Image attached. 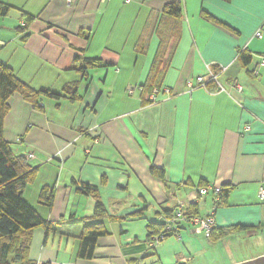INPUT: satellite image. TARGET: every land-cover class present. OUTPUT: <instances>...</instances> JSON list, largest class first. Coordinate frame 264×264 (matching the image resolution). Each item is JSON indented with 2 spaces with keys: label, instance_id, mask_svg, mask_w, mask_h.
I'll use <instances>...</instances> for the list:
<instances>
[{
  "label": "crops",
  "instance_id": "1",
  "mask_svg": "<svg viewBox=\"0 0 264 264\" xmlns=\"http://www.w3.org/2000/svg\"><path fill=\"white\" fill-rule=\"evenodd\" d=\"M0 1L13 7L2 18L20 17L7 34L0 31V62L34 90L60 94L79 82L77 55L109 65L79 83V101L42 97V111L19 95L10 101L4 137L14 155L34 154L26 161L37 169L24 199L55 225L49 233L34 230L32 264H239L256 258L231 260L238 243L264 232V69L255 72L264 55V0H244L243 6L239 0ZM170 3L183 5L179 27L162 19ZM24 14L35 20L21 32L16 28L25 25ZM160 46L156 83L149 76ZM240 52L252 55L250 66L240 64ZM213 67L219 85L190 89ZM151 167L164 170V179ZM83 185L97 187L98 197L84 194ZM206 185L231 187L217 208L216 230L243 229L213 242L186 224L181 237L150 250L147 224L159 213L182 205L197 207L200 217L213 211L212 197H198ZM46 187L55 191L51 208L40 203ZM97 201L105 210L100 220L94 218ZM72 220L103 224L107 235L93 259L78 258L84 224Z\"/></svg>",
  "mask_w": 264,
  "mask_h": 264
},
{
  "label": "trees",
  "instance_id": "2",
  "mask_svg": "<svg viewBox=\"0 0 264 264\" xmlns=\"http://www.w3.org/2000/svg\"><path fill=\"white\" fill-rule=\"evenodd\" d=\"M229 3L230 0H221ZM13 7L0 1V17H7ZM206 20L226 27L230 32L235 33L233 29L224 25L219 20L213 18L207 13L202 14ZM184 16V8L182 4H167L162 13V19H170L178 27L181 25ZM25 25L16 28L18 31L25 32L29 25L35 20L29 14L23 15ZM176 27V26H175ZM81 53V52H80ZM163 51L160 49L156 53L153 64L150 69V81L158 83L153 74L158 78L159 63H161ZM238 61L243 67L252 64L253 57L247 52H240ZM109 67L101 59L88 58L82 54L77 55L74 60V71L79 73L80 81L66 85L62 93H53L48 89L34 90L28 84L18 79L10 67L0 62V264H32L29 260V252L32 241V234L37 228H44L47 233L55 229L54 224L45 222L38 213L25 201L24 191L27 186L34 182L37 169H33L26 159L21 156L14 155L9 142L4 137V122L10 111L11 99L19 95L28 102L34 110L42 111L40 99L47 97L55 100L69 99L70 101H79L81 99L79 93L80 82L89 79V72L94 69ZM214 72L217 71L213 67ZM213 85V84H212ZM210 86V85H209ZM152 175L159 179H164V170L151 167ZM220 205L226 203L231 187H221ZM81 191L86 195L98 197L97 187L83 185ZM55 191L50 188H43L40 193V203L46 207H52L54 203ZM174 211H164L163 214L171 216ZM141 214V212L139 213ZM197 207L186 209L188 217L198 216ZM138 215V214H135ZM159 215V214H158ZM105 216L103 205L97 201L94 218L100 220ZM117 222L125 221L126 218L114 219ZM81 222L84 224L83 233L80 237V247L78 258L81 260H91L94 258L98 240L105 237L107 232L102 223L85 224V220H72V222ZM184 223H178L177 229L183 230ZM243 229L236 227L231 229L216 230L210 236V240L215 242L234 230ZM148 241L154 235L164 233V227L157 222V219L151 220L147 224ZM172 237V236H170Z\"/></svg>",
  "mask_w": 264,
  "mask_h": 264
},
{
  "label": "built area",
  "instance_id": "3",
  "mask_svg": "<svg viewBox=\"0 0 264 264\" xmlns=\"http://www.w3.org/2000/svg\"><path fill=\"white\" fill-rule=\"evenodd\" d=\"M68 5H71L73 0H65ZM261 37L260 35H258ZM260 69H264V55L259 57V62L256 65L255 72L258 73ZM222 69L219 71V73ZM210 84L218 83V73L210 71L207 75L198 77L196 79L195 84H190V89H195L196 87L207 88ZM233 87L237 91H242L243 88L235 83ZM134 90L130 89L129 94H133ZM169 94V90H164V93ZM156 94L158 95V91L153 94L151 99L155 100ZM34 154H28L26 160L34 159ZM222 192L221 187L215 185H206L198 188V197H212L214 201V209L205 217L194 216L188 217L186 215V207L178 206L171 216H167L162 212L159 213L157 218V222L162 224L164 227V233L154 235L150 241H148V246L150 250H155L162 243H164L170 236L179 238L181 230L177 229L178 223L188 224L191 227L189 228L193 232H197L198 234H203L206 238H210L213 229L215 228V214L217 208L220 206V194ZM259 197L262 201H264V189L260 190ZM135 264H141V262H136Z\"/></svg>",
  "mask_w": 264,
  "mask_h": 264
},
{
  "label": "rangeland",
  "instance_id": "4",
  "mask_svg": "<svg viewBox=\"0 0 264 264\" xmlns=\"http://www.w3.org/2000/svg\"><path fill=\"white\" fill-rule=\"evenodd\" d=\"M18 18H20L18 12H12L9 18L0 17V31H2L4 34H7L10 29H14V27L19 24ZM9 48L10 49L8 51L12 52L11 50L14 48V45L9 43ZM128 95L132 94H129L128 91ZM237 246L240 247V250L237 249L234 251L233 249L234 254L232 253L233 255L231 259L233 261H239V259H246L250 257L258 258L264 256V232L258 236H254L250 240L246 239L242 243H238Z\"/></svg>",
  "mask_w": 264,
  "mask_h": 264
},
{
  "label": "water",
  "instance_id": "5",
  "mask_svg": "<svg viewBox=\"0 0 264 264\" xmlns=\"http://www.w3.org/2000/svg\"><path fill=\"white\" fill-rule=\"evenodd\" d=\"M239 264H264V256L249 260V261H245Z\"/></svg>",
  "mask_w": 264,
  "mask_h": 264
},
{
  "label": "snow or ice",
  "instance_id": "6",
  "mask_svg": "<svg viewBox=\"0 0 264 264\" xmlns=\"http://www.w3.org/2000/svg\"><path fill=\"white\" fill-rule=\"evenodd\" d=\"M230 2H231V0H230ZM239 4H240V6H243L244 5V0H239Z\"/></svg>",
  "mask_w": 264,
  "mask_h": 264
}]
</instances>
